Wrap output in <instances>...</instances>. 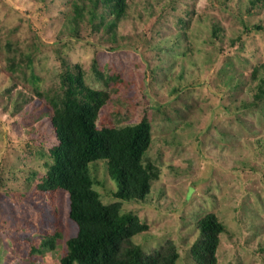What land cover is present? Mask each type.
Listing matches in <instances>:
<instances>
[{
    "label": "rangeland",
    "instance_id": "1",
    "mask_svg": "<svg viewBox=\"0 0 264 264\" xmlns=\"http://www.w3.org/2000/svg\"><path fill=\"white\" fill-rule=\"evenodd\" d=\"M75 1L0 0V264H61L77 235L67 191L40 187L58 143L49 97L76 66L109 93L99 127L151 124L158 176L122 204L149 225L136 243L173 242L178 264H197L196 224L213 212L217 264H264V0H129L113 27V4L80 0L74 22ZM92 171L118 200L106 161Z\"/></svg>",
    "mask_w": 264,
    "mask_h": 264
},
{
    "label": "trees",
    "instance_id": "2",
    "mask_svg": "<svg viewBox=\"0 0 264 264\" xmlns=\"http://www.w3.org/2000/svg\"><path fill=\"white\" fill-rule=\"evenodd\" d=\"M78 1L74 2V22L85 17L86 6ZM90 1L115 6L110 22L113 27L129 0ZM261 71L260 66L255 67L252 77L259 81L255 99L264 101ZM61 77L59 91L49 97L58 143L50 151L53 163L40 185L45 191H67L69 216L77 224V235L67 241L61 264H178L180 253L173 242L149 253L136 243L135 236L147 231L149 225L122 207L123 202L145 200L158 176L157 167L145 157L151 143L150 122L99 127L100 111L109 100V93L89 86L80 66L67 69ZM101 160L106 161L118 187L114 193L118 200L109 204L103 202L95 188L92 165ZM196 226L200 235L191 249L193 259L197 264H217L224 224L210 212Z\"/></svg>",
    "mask_w": 264,
    "mask_h": 264
}]
</instances>
